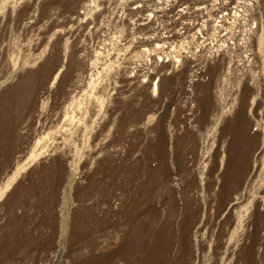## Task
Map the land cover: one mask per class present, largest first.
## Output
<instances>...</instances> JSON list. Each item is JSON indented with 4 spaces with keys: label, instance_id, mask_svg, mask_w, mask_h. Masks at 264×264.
<instances>
[{
    "label": "rangeland",
    "instance_id": "rangeland-1",
    "mask_svg": "<svg viewBox=\"0 0 264 264\" xmlns=\"http://www.w3.org/2000/svg\"><path fill=\"white\" fill-rule=\"evenodd\" d=\"M7 183L0 264H264V0H0Z\"/></svg>",
    "mask_w": 264,
    "mask_h": 264
},
{
    "label": "bare ground",
    "instance_id": "bare-ground-1",
    "mask_svg": "<svg viewBox=\"0 0 264 264\" xmlns=\"http://www.w3.org/2000/svg\"><path fill=\"white\" fill-rule=\"evenodd\" d=\"M153 89L154 91H157L158 90V84L157 83H154L153 84ZM250 108V107H249ZM17 175V174H16ZM11 186L7 183L5 185V187L1 190L0 192V199L4 196L5 192L10 188Z\"/></svg>",
    "mask_w": 264,
    "mask_h": 264
}]
</instances>
